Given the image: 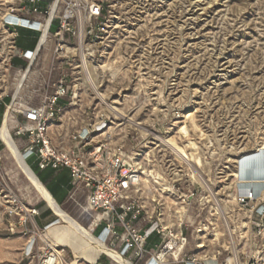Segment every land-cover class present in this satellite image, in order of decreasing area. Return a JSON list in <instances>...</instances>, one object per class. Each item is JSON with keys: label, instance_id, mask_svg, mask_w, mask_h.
<instances>
[{"label": "built area", "instance_id": "obj_1", "mask_svg": "<svg viewBox=\"0 0 264 264\" xmlns=\"http://www.w3.org/2000/svg\"><path fill=\"white\" fill-rule=\"evenodd\" d=\"M22 31L25 44L36 37L33 48L18 46ZM116 32L104 0H0V103L8 100L4 122L9 115L25 164L69 170L71 194L87 193L91 246L122 264H264V154L254 182L237 180L232 164H215L208 137L199 139L177 106L166 108L164 87L144 83L143 69L93 80L108 61L139 65L147 54L136 45L119 57ZM150 105L169 117L164 132L135 113ZM12 184L0 166V224L7 217L9 236L25 240L21 261L67 264L69 248L47 237L59 218L40 226L41 209ZM103 258L120 264L105 252L96 264Z\"/></svg>", "mask_w": 264, "mask_h": 264}, {"label": "rangeland", "instance_id": "obj_2", "mask_svg": "<svg viewBox=\"0 0 264 264\" xmlns=\"http://www.w3.org/2000/svg\"><path fill=\"white\" fill-rule=\"evenodd\" d=\"M104 1L117 26L119 57L127 50H134L136 45L147 49L139 65L118 60L122 62L120 70L134 74L143 69L147 73L144 83L164 87L167 109L177 106L184 118L193 114L198 131L195 133L191 126L190 129L199 139L203 138L201 132L213 142L216 165L234 164L237 153L264 141V0H204L207 5L210 3L208 10L197 11L199 16L195 18L190 10L191 0ZM26 38V32L22 31L19 47L23 48ZM35 43L36 37L28 47L33 48ZM135 84L139 82L134 81ZM33 88L27 94L33 92L37 103L40 91L34 92ZM128 95L134 98L140 94L130 91ZM140 102H145V94L139 96ZM132 108L129 106L127 110ZM134 110L141 121L155 123L157 132L167 129L169 117L156 114L151 105ZM69 129L67 123L60 138L62 144H67ZM1 159L0 166L6 177L12 179L16 193L44 212L40 220L44 221L43 216L57 219L47 204L38 200L36 191L18 170L6 147ZM39 175L60 206L88 228L91 218L84 213L87 193L80 189L77 194H71L66 170ZM7 221L5 217L0 224V264H24L21 251L25 240L9 236L5 230ZM50 237L69 248L67 264L76 260L78 264H96L99 254L80 247L82 238L67 225L56 227ZM98 264L110 262L103 258Z\"/></svg>", "mask_w": 264, "mask_h": 264}, {"label": "bare ground", "instance_id": "obj_3", "mask_svg": "<svg viewBox=\"0 0 264 264\" xmlns=\"http://www.w3.org/2000/svg\"><path fill=\"white\" fill-rule=\"evenodd\" d=\"M204 0H191L190 3V10L192 12V16H199L197 15V11H200L201 13H206L209 7V4L207 5V3H205ZM211 7V6H210ZM188 10V9H187ZM195 18V17H194ZM187 19V18H186ZM187 22V21H186ZM121 59V58H119ZM122 64V62H121ZM102 72H94L92 76L93 80L98 79L99 77H103V74L109 70L110 72L112 71V75H116L120 72V67H119V61L117 60H111L106 62V64H104L102 67ZM160 95H162L160 93ZM116 110V112H118V114L122 115V111L118 108H114ZM117 114V115H118ZM194 115L189 114L187 116V119L190 120L191 122V127H193V130L195 131V133H197L198 131V127L197 125L194 123ZM7 121L6 123L0 127V138L3 141V143L5 144L6 148L8 149L11 157L14 159L16 166L18 168L19 171H21V173L27 178V180L30 183V187L36 191L38 200H42L44 201L47 206L57 215V217L60 220V223L56 226H61L63 225V223L67 224L68 226H70L71 228H73L82 238L83 240L91 246V241H92V236L91 233L89 232V229L86 227H83L76 219H74L70 214H68L57 202L56 200L52 197L51 193L47 190V188L38 180L37 176L34 175V173L29 169V167L25 164L23 158H22V154L20 151V148L18 146V144L16 143V141L14 140L13 136L11 135L10 129H9V125H11L9 123V115H7L6 117ZM9 125H8V124ZM189 128L184 127L183 129H181V131L185 134H188V130ZM201 134L200 137H204L205 135L203 133H199ZM208 139L210 140V138L208 137ZM173 143H175L173 141ZM211 143H213L211 141ZM191 145L193 147L196 148V144L191 143ZM198 148V147H197ZM257 153V155L255 156H251L253 154ZM264 154V141L261 142L260 144H257L254 148L252 149H244L241 152L237 153L236 159L234 160V164L231 163L233 165L232 167V176L236 177L237 180L239 178H242L244 180H246L247 182L251 183L254 182L256 180V166H257V162L260 160V155ZM258 157V159H257ZM242 162L239 164V159H242ZM197 163L201 166H204L202 159L198 156L195 157ZM230 162V161H229ZM236 169H235V167ZM30 187H27L26 189H30ZM249 187V186H248ZM262 198L264 199V192L262 193ZM87 210L85 209L84 212H86ZM53 226L52 228H50L47 232V237L57 246H65L63 244L57 243L54 240L51 239L50 237V231L56 227ZM66 247V246H65ZM94 250H96L98 253L102 254V253H106L109 256H111V258L115 259L116 261H118L120 264H122V261L117 258V256L115 254H113L112 252H110L109 250H107V248L104 245H100L99 247H93L91 246ZM79 261L76 260L75 262H71V264H78Z\"/></svg>", "mask_w": 264, "mask_h": 264}, {"label": "crops", "instance_id": "obj_4", "mask_svg": "<svg viewBox=\"0 0 264 264\" xmlns=\"http://www.w3.org/2000/svg\"><path fill=\"white\" fill-rule=\"evenodd\" d=\"M8 103V100H7V102H5V103H0V127H2L5 123H6V121H7V119H6V121L4 122V116H5V112H6V105L5 104H7ZM8 124V123H7ZM9 125V124H8ZM9 129H10V132L12 131L11 130V125H9ZM11 135H12V133H11ZM17 140H18V143L20 144V138H17V137H15ZM5 144L3 143V141L1 140V138H0V158H1V155H3L4 153H5ZM7 149V148H6ZM7 151H8V149H7ZM9 152V151H8ZM10 154V153H9ZM66 170V172L69 174V176H70V172H69V170H67V169H65ZM70 183H71V178H70ZM53 197V196H52ZM57 202V201H56ZM65 203V202H64ZM63 203V204H64ZM42 213H44V212H42ZM55 214V213H54ZM56 215V214H55ZM57 216V215H56ZM45 219H44V221H41L40 219L41 218H38V221H37V223L40 225V226H43V224H48V223H50V222H52L53 220L52 219H48L49 217H45V216H43ZM43 222V223H42ZM62 224H64V225H67V224H65V223H63L62 222ZM62 226V225H61ZM61 226H56V227H61ZM68 226V225H67ZM56 227H54L52 230H54ZM68 227H70V226H68ZM71 228V227H70ZM71 229H73V228H71ZM51 230V231H52ZM74 230V229H73ZM51 231H50V233H51ZM75 231V230H74ZM76 232V231H75ZM78 234V233H77ZM79 235V234H78ZM80 236V235H79ZM81 237V236H80ZM82 238V237H81ZM81 243L82 244H78L80 247H83V249H88L90 252H93L95 255H98V256H100L101 254L100 253H98L96 250H94L90 245H88L84 240H83V238H82V241H81Z\"/></svg>", "mask_w": 264, "mask_h": 264}, {"label": "trees", "instance_id": "obj_5", "mask_svg": "<svg viewBox=\"0 0 264 264\" xmlns=\"http://www.w3.org/2000/svg\"><path fill=\"white\" fill-rule=\"evenodd\" d=\"M27 35V34H26ZM30 44L28 43V44H25L24 43V41H23V47H28ZM30 48H32V47H30ZM30 167H31V169L35 172V174L37 175V177L39 178V180L41 181V183L47 188V190L51 193V195L53 196V198L55 199V197H54V195H53V193H52V191L48 188V185H47V183L46 182H44V179L43 178H41L40 177V175H39V173H45V172H55L54 170H52V169H47V170H45V171H40L38 168H37V166L35 165V164H30ZM71 191V190H70ZM56 200V199H55ZM57 201V200H56ZM58 203V202H57ZM59 204V203H58ZM59 205H61V204H59Z\"/></svg>", "mask_w": 264, "mask_h": 264}, {"label": "water", "instance_id": "obj_6", "mask_svg": "<svg viewBox=\"0 0 264 264\" xmlns=\"http://www.w3.org/2000/svg\"><path fill=\"white\" fill-rule=\"evenodd\" d=\"M30 169V168H29ZM31 170V169H30ZM32 171V170H31ZM33 172V171H32ZM34 173V172H33ZM34 175H35V173H34ZM38 178V177H37ZM38 180H39V178H38ZM40 181V180H39ZM41 182V181H40Z\"/></svg>", "mask_w": 264, "mask_h": 264}]
</instances>
